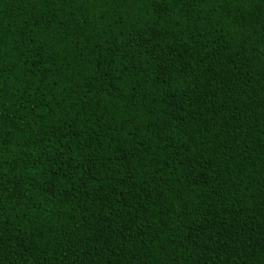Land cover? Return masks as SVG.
I'll return each instance as SVG.
<instances>
[{
	"label": "trees",
	"instance_id": "1",
	"mask_svg": "<svg viewBox=\"0 0 264 264\" xmlns=\"http://www.w3.org/2000/svg\"><path fill=\"white\" fill-rule=\"evenodd\" d=\"M0 264H264V0H0Z\"/></svg>",
	"mask_w": 264,
	"mask_h": 264
}]
</instances>
